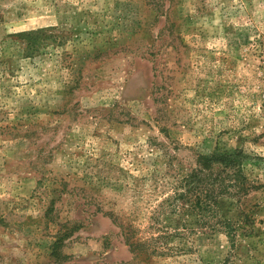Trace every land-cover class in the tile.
<instances>
[{"label": "rangeland", "instance_id": "374dc122", "mask_svg": "<svg viewBox=\"0 0 264 264\" xmlns=\"http://www.w3.org/2000/svg\"><path fill=\"white\" fill-rule=\"evenodd\" d=\"M233 148L235 245L163 203ZM0 264H264V0H0Z\"/></svg>", "mask_w": 264, "mask_h": 264}, {"label": "trees", "instance_id": "16d2710c", "mask_svg": "<svg viewBox=\"0 0 264 264\" xmlns=\"http://www.w3.org/2000/svg\"><path fill=\"white\" fill-rule=\"evenodd\" d=\"M248 157L237 148L198 153L195 164L177 175L173 192L163 201L169 214L182 215L188 222L194 219L192 223L185 224L187 231L222 232L235 245L245 224L224 217L221 209L226 199L233 198L240 203L243 197L257 188L245 173L244 162ZM242 214L244 219L250 218L247 212ZM175 233L180 234L179 229H175Z\"/></svg>", "mask_w": 264, "mask_h": 264}]
</instances>
